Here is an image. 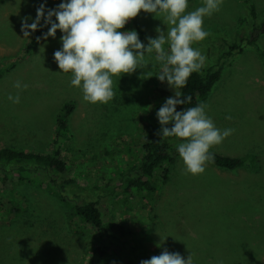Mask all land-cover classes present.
<instances>
[{
    "label": "rangeland",
    "instance_id": "rangeland-1",
    "mask_svg": "<svg viewBox=\"0 0 264 264\" xmlns=\"http://www.w3.org/2000/svg\"><path fill=\"white\" fill-rule=\"evenodd\" d=\"M250 1L255 20L241 0H223L219 11L204 18L210 35L194 45L206 56L203 68L222 67L202 102L209 106L206 114L217 128L234 129L211 152L243 158L245 165L227 171L209 163L203 174H187L174 156L180 141L172 138L175 161L167 182L158 172L153 194L123 195L118 174L141 161L147 132L161 128L156 113L174 95L168 88L155 96L161 63L146 53V68L113 78V100L85 102L71 86V74L60 72L54 61L62 47L60 31L43 39L50 25L42 18L29 37L21 32V20L34 21L41 4L46 15L64 0H0V147L49 153L56 118L73 103L61 152L67 177L75 180L60 192L64 201L33 168L31 177L20 181L6 167L9 178L0 183V264H126L113 246L105 261L91 260L96 231L71 216L73 203L90 200L99 201L103 219L112 214L111 224L127 230V236L110 239L125 254L134 248L151 258L167 249L185 259L192 254L193 264H264V35L255 46L237 36L239 29L247 32L264 20V0ZM200 6L202 0H188L186 12ZM138 22L149 37L168 27L162 15L141 12ZM234 43L242 50L226 55ZM17 80L28 88L13 87ZM17 94L20 102L14 104L8 96Z\"/></svg>",
    "mask_w": 264,
    "mask_h": 264
},
{
    "label": "clouds",
    "instance_id": "clouds-1",
    "mask_svg": "<svg viewBox=\"0 0 264 264\" xmlns=\"http://www.w3.org/2000/svg\"><path fill=\"white\" fill-rule=\"evenodd\" d=\"M222 4L223 0H202V6L186 12L188 0H64L57 8L47 10L46 15L41 4L34 21L29 24L30 17L21 20V32L29 37L37 31L42 18L44 25H50L43 39L54 38L59 30L62 47L53 56L60 72L71 74V86L81 90L85 102L107 104L115 96L113 78L146 68V53H155L156 61L161 63L159 81L175 89L184 88L190 76L206 62V56L194 47L210 35L204 29V18L219 11ZM141 12L162 15L168 26L166 32L157 28L156 38H148L147 47L135 30L123 31ZM13 87L26 90L28 85L17 80ZM8 99L14 104L20 102L19 94L9 95ZM190 101L191 97H182L180 91L165 100L156 113L161 126L157 135L180 141L177 152L184 170L195 176L214 163L211 149L234 129L217 128L206 114L209 106L204 103L177 111L178 106ZM140 264H193V257L189 254L185 259L165 249Z\"/></svg>",
    "mask_w": 264,
    "mask_h": 264
},
{
    "label": "trees",
    "instance_id": "trees-1",
    "mask_svg": "<svg viewBox=\"0 0 264 264\" xmlns=\"http://www.w3.org/2000/svg\"><path fill=\"white\" fill-rule=\"evenodd\" d=\"M249 12L252 20L256 19V8L250 0H241ZM129 23V24H128ZM123 31L135 30L140 41L148 43V38H155L147 36L139 26L138 16L129 21ZM264 35V20L260 23L253 24L247 32L239 29L237 36L240 43H245L246 46H255L260 36ZM168 45H165L167 49ZM242 49L237 44L229 46L226 55L231 52ZM155 54V53H152ZM264 62V54L261 55ZM221 66H208L202 68L199 72L193 73L187 81V84L182 89H175L169 87L166 82H161L158 79L155 84V96L165 95L168 88L175 91H180L183 96H190L191 101L188 104L177 107V111H182L183 108L197 106L207 100L214 84L221 76ZM74 110L73 103L63 106L61 113L56 118L55 136L50 145V152L47 154H39L35 152L19 151L13 148L0 147V173L3 177L0 178V183L4 184L9 178L10 171H6V167H11L12 171H16L17 177L20 181L29 179L31 177L28 168H33L36 177L41 176L44 183L58 194V198L67 200L66 196L60 194L66 187L75 185V180L68 178V171L66 163L62 158V146L68 140V121L69 117ZM171 127V125H168ZM160 128L152 127L146 135L145 143L142 146L143 157L138 164H133L125 171L118 174L121 192L123 195L136 194L146 192L153 194L156 192V185L153 183L156 175L161 173V181L167 182L169 176V167L174 164L175 157L179 156L178 152L173 156L171 139L172 137L163 138L157 135ZM174 154V153H173ZM214 155L215 167L221 170L232 171L245 165L243 158H232L222 156L216 153ZM71 201H75L72 199ZM73 213L75 216L87 227L96 231L98 242L91 249V260L102 262L107 259L108 253L111 251L112 246L118 251V255L124 256L122 260L126 264H140L141 260L149 259L150 257L144 251H137L132 248L130 253L122 251L121 247L110 239L119 240L120 237L128 235L127 230L122 224L113 226L111 220L112 214L107 215V219H103L102 208L99 201L80 202V204H72Z\"/></svg>",
    "mask_w": 264,
    "mask_h": 264
},
{
    "label": "crops",
    "instance_id": "crops-1",
    "mask_svg": "<svg viewBox=\"0 0 264 264\" xmlns=\"http://www.w3.org/2000/svg\"><path fill=\"white\" fill-rule=\"evenodd\" d=\"M223 155H226V154H223ZM262 260H264V257H262Z\"/></svg>",
    "mask_w": 264,
    "mask_h": 264
}]
</instances>
